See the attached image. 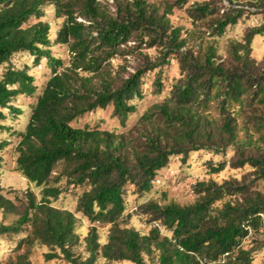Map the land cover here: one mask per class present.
Returning a JSON list of instances; mask_svg holds the SVG:
<instances>
[{"label": "trees", "instance_id": "1", "mask_svg": "<svg viewBox=\"0 0 264 264\" xmlns=\"http://www.w3.org/2000/svg\"><path fill=\"white\" fill-rule=\"evenodd\" d=\"M189 1L0 0V67L7 65L0 77V129L9 131L0 140V176L2 152L15 138L16 170L42 187L39 199L28 191L20 206L0 193V211L16 215L0 222V236L26 232L17 249L37 243L47 248L46 260L68 264H97L99 258L106 264H253L254 247L246 240L264 233V59L251 53L264 23L229 38L226 58L217 51L227 29L264 0H202L185 7ZM49 5L63 17L54 40L42 19ZM174 6L185 7L189 27L171 22ZM30 19L37 21L28 25ZM55 44L65 47L67 58L53 54ZM149 48L158 49L154 59L142 53ZM134 52L143 59L132 71L112 64ZM19 53H27L32 66L45 60L49 74L41 86L28 65L11 64ZM171 59L178 76L165 89L156 74ZM154 71L151 92L164 94L127 128ZM21 95L34 101L17 130L3 122L22 114L13 103ZM108 106L126 130L71 125ZM228 149L231 160L209 161L208 173L217 175L229 163L248 168V176L198 181L188 204L150 200L141 207L149 230L128 225L129 187L148 192L172 156L184 160L199 150L225 155ZM69 188L81 189L75 211L52 204ZM77 212L92 224L84 254L75 250ZM96 224L109 227L104 243ZM0 264L31 263L23 253Z\"/></svg>", "mask_w": 264, "mask_h": 264}, {"label": "rangeland", "instance_id": "2", "mask_svg": "<svg viewBox=\"0 0 264 264\" xmlns=\"http://www.w3.org/2000/svg\"><path fill=\"white\" fill-rule=\"evenodd\" d=\"M150 2L164 3L172 2L174 0H149ZM202 0H190L186 5ZM243 2V0H239ZM226 4V1H223ZM185 7L174 6L172 15L170 16L171 22L175 25H183L189 27L190 23L187 20ZM252 9V8H251ZM49 23L50 26V39L54 40L58 29L60 28L63 17H56L54 8L52 5L46 7L45 14L42 18ZM36 19H30L28 25L35 23ZM264 23V6L258 8L254 14H248L243 17L235 26L227 29L226 36L220 40L217 53L226 58V42L229 38L240 39L247 27L259 26ZM251 55L257 60L264 59V32L262 35L254 37L252 44ZM53 54L60 55L63 58H67V52L64 46L55 44L52 46ZM139 52L131 53L127 56L117 57L112 60V64L115 67L121 66L127 71H132L134 67L142 62L143 56L138 54ZM142 53H148L150 59H154L158 54L157 48H149L142 50ZM11 64L16 68H21L24 65H28L30 73L34 75L35 82L38 86H41L49 74V68L46 66L45 60L40 61L39 65L32 66L31 57L27 53H19L13 56ZM7 65L0 67V77L5 71ZM157 71V70H155ZM155 71L148 74L145 83V95L142 100L135 102L136 112L131 114L127 121V128L135 123L140 114L151 104L159 101L163 96L156 97L152 94L151 81L155 76ZM164 88H168L174 79L178 76L177 62L175 59H171L170 63L165 64L159 74ZM166 92V90H165ZM34 98L24 95L15 98L13 103L18 105L22 109V114L18 117L7 116V119L3 122L9 125L13 129L22 130L27 122L28 115L30 113L31 103ZM73 127H83L88 125L99 126L101 129L112 130L116 132H122L126 130L119 125L116 118L112 116V106L106 108H98L92 112H88L83 116L75 119L71 122ZM9 138V131L0 129V140ZM11 144L2 152L3 163L0 176V193L12 200L15 204L22 203L25 199L26 193L32 191L36 198L41 197V186H36L34 183H30L25 179L17 170L15 164V154L12 151V146L15 144L16 139L10 138ZM233 152L228 149L226 154H213L208 150H199L190 152L188 156L183 160L181 156H172L169 158L167 164L161 168L155 179L152 181L151 189L143 194H136L132 188H128V193L125 196L126 210L125 214L128 215V225L134 227L141 233H146L150 226L147 224V216L141 213V207L150 200H154L160 204L174 201L180 205L188 204L196 199L194 192V185L201 180H208L213 178L214 180L221 182L224 179L230 177L241 178L243 175H247L248 168H233L228 163L226 168L217 175H211L208 173V163H217L219 161H230ZM81 189L69 188L63 191L56 200L52 202L58 208L69 209L75 211L76 197ZM76 216L80 219V225L77 229L79 237V244L75 247V250L84 254V237L87 235L88 229L92 226L90 222L79 212ZM16 218L14 214H4L0 211V222L10 223ZM98 233L100 236V242L106 241L108 233V225L96 224ZM26 232L19 235H2L0 236V263H5L10 259H15L19 254H26L27 259L31 264H68L64 260L56 258L46 260L44 253L47 251L45 246L37 243L31 245H24L21 249L16 248V243L21 237H24ZM246 247H254V261L253 264H264V233L255 234L254 236L246 240ZM97 264H106V260L99 258ZM117 264H132L128 261H122Z\"/></svg>", "mask_w": 264, "mask_h": 264}]
</instances>
